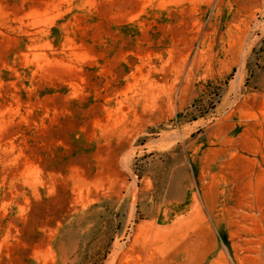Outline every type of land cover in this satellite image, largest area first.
I'll use <instances>...</instances> for the list:
<instances>
[{
    "label": "rangeland",
    "instance_id": "rangeland-1",
    "mask_svg": "<svg viewBox=\"0 0 264 264\" xmlns=\"http://www.w3.org/2000/svg\"><path fill=\"white\" fill-rule=\"evenodd\" d=\"M0 264H264V0H0Z\"/></svg>",
    "mask_w": 264,
    "mask_h": 264
}]
</instances>
